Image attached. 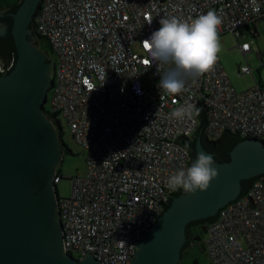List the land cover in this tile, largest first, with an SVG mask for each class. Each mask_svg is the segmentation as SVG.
Returning <instances> with one entry per match:
<instances>
[{"label": "built area", "instance_id": "1", "mask_svg": "<svg viewBox=\"0 0 264 264\" xmlns=\"http://www.w3.org/2000/svg\"><path fill=\"white\" fill-rule=\"evenodd\" d=\"M210 10L222 21L218 35L234 34L264 18V0H40L34 28L57 55L49 111L65 118L86 150L84 174L71 177L67 196L57 195L64 252L131 262L174 192L169 177L189 167L180 141L198 120L171 117L175 108L203 105L211 137L230 130L264 142V85L255 80L237 92L219 56L211 71L186 78L187 91L171 96L157 87L171 65L152 58L142 41L161 18L190 21ZM238 46L246 62L238 73L253 76L251 47ZM147 73L150 86L141 80ZM60 180L55 173V186ZM203 230L211 264H264V183L254 179Z\"/></svg>", "mask_w": 264, "mask_h": 264}, {"label": "water", "instance_id": "2", "mask_svg": "<svg viewBox=\"0 0 264 264\" xmlns=\"http://www.w3.org/2000/svg\"><path fill=\"white\" fill-rule=\"evenodd\" d=\"M40 0H19L0 11V264H100L91 255L64 252L53 177L62 144L45 117L43 102L52 85L46 53L35 44L30 21ZM190 145V167L204 152L215 160L216 179L207 190L176 189L169 205L141 234L129 264H179L187 225L212 220L239 198L254 179L264 183V143L223 131L218 146L205 142L202 126Z\"/></svg>", "mask_w": 264, "mask_h": 264}, {"label": "clouds", "instance_id": "3", "mask_svg": "<svg viewBox=\"0 0 264 264\" xmlns=\"http://www.w3.org/2000/svg\"><path fill=\"white\" fill-rule=\"evenodd\" d=\"M221 22V18L211 10L190 21L176 17L159 20V29L142 41L152 58L161 64L171 65L160 77L157 84L159 90L175 96L187 91V77H197L212 70L220 51L218 28ZM136 91L139 94L138 88ZM200 111L195 104L189 103L175 108L170 115L183 120L199 116ZM153 150L154 145L145 146L146 152ZM215 165L213 156L198 153L190 167L178 170L169 177L168 186L173 191L180 188L188 194L197 190L203 192L218 176Z\"/></svg>", "mask_w": 264, "mask_h": 264}, {"label": "rangeland", "instance_id": "4", "mask_svg": "<svg viewBox=\"0 0 264 264\" xmlns=\"http://www.w3.org/2000/svg\"><path fill=\"white\" fill-rule=\"evenodd\" d=\"M255 29V32H254ZM220 51L218 53L220 62L226 72V75L237 92L246 90L254 85L255 81L250 74H239L238 68L246 64L243 54L239 46L242 43H248L251 47V52L246 55L247 62L253 69V75L258 80H264V19H259L251 24L247 29L241 27L232 33H225L219 35ZM39 49L46 53L50 65L55 62L57 55L50 49L46 41L40 40L38 43ZM50 79L54 77V70L52 66L49 68ZM261 74V77L260 75ZM143 83L147 86L152 85L154 79L151 74H145L141 77ZM52 95L51 88L46 95L45 108H50V98ZM59 120V121H57ZM55 125L59 131L61 128V144L62 154L61 161L55 166V173L62 176L61 180L56 183L57 194L60 197L67 196L70 191L71 177L82 175L85 172V155L86 150L78 144L73 138L69 126L62 116L54 118ZM59 122L60 124L58 125ZM192 239L190 244L186 247L183 257L179 264H211L203 242L205 232L201 226L191 227ZM77 257V253H73Z\"/></svg>", "mask_w": 264, "mask_h": 264}, {"label": "trees", "instance_id": "5", "mask_svg": "<svg viewBox=\"0 0 264 264\" xmlns=\"http://www.w3.org/2000/svg\"><path fill=\"white\" fill-rule=\"evenodd\" d=\"M18 1H19V0H0V10H5V9L10 8V7H13ZM39 6H40V1H39V3H38V8H39ZM37 10H38V9H37ZM37 10L34 12L33 17H34V15L36 14ZM263 19H264V18H263ZM30 29H31L33 35L35 36V38H36V42H37V43H38L40 40H44V41H46L44 38H42L41 36H39V35L36 33L35 28H34V20H33V18H32V20L30 21ZM254 32H255V29H254ZM50 49H51V48H50ZM51 50H52V49H51ZM201 108H202V109H205V108L203 107V105H201ZM48 110H49V109H48ZM51 118H53V119H54V118H56V119L59 118L58 112H57V111H54L53 113H51ZM196 119L198 120V124H197L196 128L194 129V131L192 132V134H191L190 136L185 137L184 139H181V141H180L181 144L190 145V144L193 142L194 137H195V134L197 133V130H198V128L200 127V123H201V117L196 116ZM57 121H59V120H57ZM206 123H207V115H206V110H205V123H204V125L202 126V137L205 139V142H206V143H209V144H211L212 146L217 147V146H218V137H216V138H215V137H211L209 134L206 133V131H205ZM59 124H60V123H58V125H59ZM225 131H226L227 133H229L230 135H235V136H237L240 140H243V139L247 138V137L241 136L238 132H234V131H230V130H225ZM61 134H62V131H61V128H59V133H58V135H59L60 139H61ZM56 175L59 176L60 179L62 178V176H61L60 174L56 173ZM250 184H251V183H250ZM55 188H56V187H55ZM178 189H180V188H178ZM180 190L183 191L182 189H180ZM55 191L57 192V188L55 189ZM172 194H173V193H172ZM168 205H169V201H168V203L165 205V207L168 206ZM212 220H213V219H212ZM207 221H211V220H207ZM207 221H195V222H190V223H188L187 228H186V230H187V243H186V245L182 248V250L185 249V248L190 244V241H191V239H192L191 227H194V226L198 225V226H201V227L203 228L204 224H205Z\"/></svg>", "mask_w": 264, "mask_h": 264}, {"label": "flooded vegetation", "instance_id": "6", "mask_svg": "<svg viewBox=\"0 0 264 264\" xmlns=\"http://www.w3.org/2000/svg\"><path fill=\"white\" fill-rule=\"evenodd\" d=\"M0 11H3V10H0ZM35 44H37V42L35 41ZM38 45V44H37ZM52 65H50V67H51ZM53 68V67H52ZM45 102H46V99H44V102H43V108H44V115H45V117L47 118V119H49L54 125H55V121H54V119L53 118H51V112L48 110V109H46L45 108ZM55 127H56V125H55ZM56 130H57V132L59 133V131H58V129H57V127H56ZM59 141H60V137H59ZM263 142V141H262ZM264 143V142H263ZM186 249V248H185ZM185 249H183L182 251H181V256H180V260L182 259V257H183V253H184V251H185ZM180 262V261H179Z\"/></svg>", "mask_w": 264, "mask_h": 264}, {"label": "crops", "instance_id": "7", "mask_svg": "<svg viewBox=\"0 0 264 264\" xmlns=\"http://www.w3.org/2000/svg\"><path fill=\"white\" fill-rule=\"evenodd\" d=\"M251 25V24H250ZM250 25L248 26V27H246L247 29L250 27ZM260 75V77H261V74H259ZM253 77V79H254V81L256 80L258 83H260L261 85H264V80H261L262 79V77L261 78H259L258 80L255 78V76L253 75L252 76Z\"/></svg>", "mask_w": 264, "mask_h": 264}]
</instances>
